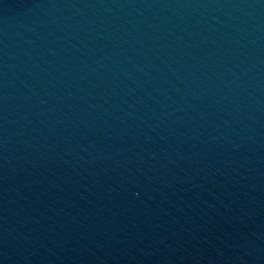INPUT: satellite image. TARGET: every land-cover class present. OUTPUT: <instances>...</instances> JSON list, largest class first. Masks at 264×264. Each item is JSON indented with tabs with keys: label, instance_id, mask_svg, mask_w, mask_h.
Masks as SVG:
<instances>
[{
	"label": "water",
	"instance_id": "water-1",
	"mask_svg": "<svg viewBox=\"0 0 264 264\" xmlns=\"http://www.w3.org/2000/svg\"><path fill=\"white\" fill-rule=\"evenodd\" d=\"M0 264H264V0H0Z\"/></svg>",
	"mask_w": 264,
	"mask_h": 264
}]
</instances>
